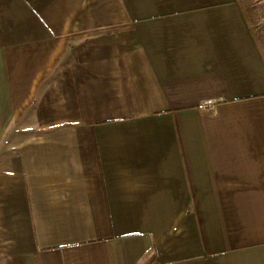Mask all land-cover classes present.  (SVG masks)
<instances>
[{
	"label": "crops",
	"instance_id": "0c3cea01",
	"mask_svg": "<svg viewBox=\"0 0 264 264\" xmlns=\"http://www.w3.org/2000/svg\"><path fill=\"white\" fill-rule=\"evenodd\" d=\"M0 264H264L240 0H0Z\"/></svg>",
	"mask_w": 264,
	"mask_h": 264
},
{
	"label": "rangeland",
	"instance_id": "374dc122",
	"mask_svg": "<svg viewBox=\"0 0 264 264\" xmlns=\"http://www.w3.org/2000/svg\"><path fill=\"white\" fill-rule=\"evenodd\" d=\"M250 9L256 37L264 51V0H243Z\"/></svg>",
	"mask_w": 264,
	"mask_h": 264
},
{
	"label": "built area",
	"instance_id": "2783aa9c",
	"mask_svg": "<svg viewBox=\"0 0 264 264\" xmlns=\"http://www.w3.org/2000/svg\"><path fill=\"white\" fill-rule=\"evenodd\" d=\"M216 100H208L206 102H204L203 104H201V108L205 111H208L211 109V107L213 106V104H215Z\"/></svg>",
	"mask_w": 264,
	"mask_h": 264
},
{
	"label": "trees",
	"instance_id": "16d2710c",
	"mask_svg": "<svg viewBox=\"0 0 264 264\" xmlns=\"http://www.w3.org/2000/svg\"><path fill=\"white\" fill-rule=\"evenodd\" d=\"M242 6L244 7V10L246 11V13L248 14L250 20L252 21V17H251V12L250 9H248V6H246L245 2L243 0H240ZM253 22V21H252Z\"/></svg>",
	"mask_w": 264,
	"mask_h": 264
}]
</instances>
